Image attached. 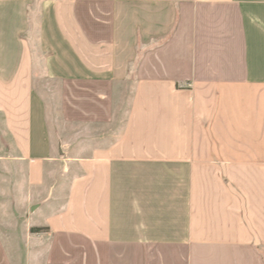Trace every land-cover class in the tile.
Here are the masks:
<instances>
[{
  "label": "crops",
  "instance_id": "0c3cea01",
  "mask_svg": "<svg viewBox=\"0 0 264 264\" xmlns=\"http://www.w3.org/2000/svg\"><path fill=\"white\" fill-rule=\"evenodd\" d=\"M0 264H264V0H0Z\"/></svg>",
  "mask_w": 264,
  "mask_h": 264
},
{
  "label": "rangeland",
  "instance_id": "374dc122",
  "mask_svg": "<svg viewBox=\"0 0 264 264\" xmlns=\"http://www.w3.org/2000/svg\"><path fill=\"white\" fill-rule=\"evenodd\" d=\"M42 58H43V56H42ZM58 91H59V90H58ZM46 92H48V91H46ZM12 199H13V198H12ZM12 199H10V200L8 199V202H9V207H8V208L11 209V210H14V211H15V210H16V207L13 205V201H12ZM16 199H17V196H16ZM26 211H27V213H29V211H30V210H29V207H27V210H26ZM16 213H17V212H16Z\"/></svg>",
  "mask_w": 264,
  "mask_h": 264
},
{
  "label": "trees",
  "instance_id": "16d2710c",
  "mask_svg": "<svg viewBox=\"0 0 264 264\" xmlns=\"http://www.w3.org/2000/svg\"><path fill=\"white\" fill-rule=\"evenodd\" d=\"M43 229H33L32 232H40L42 231Z\"/></svg>",
  "mask_w": 264,
  "mask_h": 264
}]
</instances>
